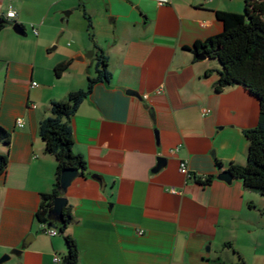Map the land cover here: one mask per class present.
Returning <instances> with one entry per match:
<instances>
[{
  "label": "crops",
  "instance_id": "1",
  "mask_svg": "<svg viewBox=\"0 0 264 264\" xmlns=\"http://www.w3.org/2000/svg\"><path fill=\"white\" fill-rule=\"evenodd\" d=\"M15 1L31 8L20 20L16 11L26 37L13 26L0 33V126L10 137L0 143L9 155L0 176V259L10 255L3 264H54L67 253L63 237L36 218L57 170L39 127L52 102L97 77L99 51L112 78L69 119L73 150L87 162L65 195L79 263L238 264L234 249L249 264L241 240L264 223V204L240 180L216 175L246 165L244 131L258 125L260 104L241 86L216 93L219 63L187 50L221 34L217 13L241 14L245 0ZM8 6L0 0V17ZM66 61L70 68L56 76ZM159 158L167 164L155 172ZM184 162L190 175L180 171Z\"/></svg>",
  "mask_w": 264,
  "mask_h": 264
},
{
  "label": "trees",
  "instance_id": "2",
  "mask_svg": "<svg viewBox=\"0 0 264 264\" xmlns=\"http://www.w3.org/2000/svg\"><path fill=\"white\" fill-rule=\"evenodd\" d=\"M217 18L224 25L223 32L204 42H197L187 50L196 58L203 54L206 58L219 63L216 93L221 94L228 88L241 86L259 101V123L255 128L244 131L249 142L247 163L244 166L230 164L228 170L235 179L242 182L245 190L264 197V0H245V14L218 12ZM15 24L17 22L7 18L6 15L0 17V33ZM99 52L97 77L89 79L86 89L70 93L66 101L52 102L50 116L44 119L39 127L47 153L56 158L57 170L53 189L50 193L42 195L36 218L43 225L55 223L56 227L49 230H57L65 241L67 253L63 257V264H80L78 245L66 234L68 227L73 223L72 206L68 203L64 207L61 223L56 222L55 217L50 213L55 199L62 196L60 187L63 172L74 169L82 177L87 173V162L73 150L74 139L69 119L91 95L97 83L109 82L112 78L109 59L102 51ZM71 64V61H66L58 65L55 69L56 76L60 77ZM0 143L10 144L9 134L2 126H0ZM216 163L218 168L222 167L219 161ZM8 164L9 155L0 154V176L6 172ZM214 178H206L203 184L209 185ZM225 247L233 249L232 243H226ZM233 251L238 256V264H247L238 252L234 249Z\"/></svg>",
  "mask_w": 264,
  "mask_h": 264
},
{
  "label": "water",
  "instance_id": "3",
  "mask_svg": "<svg viewBox=\"0 0 264 264\" xmlns=\"http://www.w3.org/2000/svg\"><path fill=\"white\" fill-rule=\"evenodd\" d=\"M13 30L20 36L26 37L27 32L25 28L20 24H15L13 26ZM197 59L199 60H205L206 56L203 54H200ZM129 95H137L135 91L129 90L127 91ZM146 108H148L146 106ZM150 113L153 115L154 110L150 109ZM167 160L165 158H159L158 159V165L157 168L154 170L155 172L159 171L162 167L166 166ZM80 176L79 172L74 169H67L62 174V180H61V187L60 190L62 191V196L58 197L54 201L53 209L50 213V215L55 217V221L61 223L62 222V212L64 207L68 204V199L66 198V194L68 192V189L71 187L73 181ZM233 174L229 170H219L218 174L216 175V180L223 181L227 184H232L234 180ZM55 223H51L47 225V228H55ZM34 235L30 234L24 241L23 246L27 248L33 241H34ZM19 250H15L14 254H18ZM10 260V255H4L0 259V264H3Z\"/></svg>",
  "mask_w": 264,
  "mask_h": 264
},
{
  "label": "rangeland",
  "instance_id": "4",
  "mask_svg": "<svg viewBox=\"0 0 264 264\" xmlns=\"http://www.w3.org/2000/svg\"><path fill=\"white\" fill-rule=\"evenodd\" d=\"M15 3V0H6V5L12 6L16 11H19L18 20H20V18L23 19L24 17H20V15L24 16L31 7L29 4H25L20 10L18 9L19 7H16ZM241 14H245V7L241 11ZM25 26L26 30H29L28 25ZM259 202L264 204V197H259ZM241 243L244 248V254L246 255V261H248L249 264H264V223L255 230L251 237L242 239Z\"/></svg>",
  "mask_w": 264,
  "mask_h": 264
},
{
  "label": "built area",
  "instance_id": "5",
  "mask_svg": "<svg viewBox=\"0 0 264 264\" xmlns=\"http://www.w3.org/2000/svg\"><path fill=\"white\" fill-rule=\"evenodd\" d=\"M5 15H6L7 18H9L11 20H15L17 18V12L12 6L8 7L7 12H6ZM33 31H34L35 35L39 34V31L37 29H33ZM37 86H38L37 83H33V87H37ZM157 93L161 94L162 91L159 90V91H157ZM144 98L147 99L148 96L146 95ZM16 123H17V126L19 128H24V126H25V122H24L23 119H17ZM180 171H181V173H183L185 175H190L191 174L190 170L188 168V164L185 163V162L181 164ZM171 192L172 193H177V191H175L174 189H172ZM48 232L53 237L59 235L58 231L55 230V229H51ZM53 262H54V264H63V258H61L60 256H55Z\"/></svg>",
  "mask_w": 264,
  "mask_h": 264
}]
</instances>
